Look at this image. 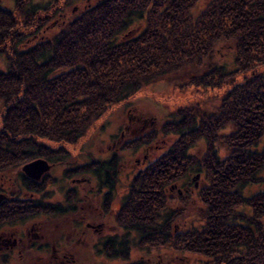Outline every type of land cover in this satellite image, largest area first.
<instances>
[{"label":"trees","instance_id":"obj_1","mask_svg":"<svg viewBox=\"0 0 264 264\" xmlns=\"http://www.w3.org/2000/svg\"><path fill=\"white\" fill-rule=\"evenodd\" d=\"M200 1L97 0L69 20L62 7L73 0L37 9L32 0H18L15 11L0 6V44L12 45L7 68H0V172L39 157L62 161L70 154L65 143L78 142L111 106L146 85L231 86L216 96L217 106L193 101L162 124V132L178 136L126 186L114 213L124 232L105 246L126 255L137 242L147 252H197L208 258L204 264H264V192L242 193L264 179V148H257L264 135V0H206L197 11ZM51 19L47 28L59 27L35 40ZM228 125L232 130L221 134ZM156 136L154 128L123 148ZM201 139L206 149L197 156L190 148ZM115 157L65 172L100 179V189L108 188L106 211L118 183ZM194 171L206 178L199 192L203 222L180 226L185 209L170 203L173 189L184 200L176 183L187 188ZM18 173L31 195L9 196L0 223L16 221L12 211L25 220L76 209L75 200L67 207L49 200L43 179Z\"/></svg>","mask_w":264,"mask_h":264},{"label":"rangeland","instance_id":"obj_2","mask_svg":"<svg viewBox=\"0 0 264 264\" xmlns=\"http://www.w3.org/2000/svg\"><path fill=\"white\" fill-rule=\"evenodd\" d=\"M26 1L29 2V0ZM96 1L73 0L66 7H62V13L69 20L83 8ZM63 2L64 0H32L31 3L33 8L37 9L38 6L42 8L57 3L63 5ZM206 2V0H201L197 4V11L203 9ZM0 6L15 11L18 0H0ZM55 19H58V15ZM61 19H59L60 22ZM52 21L53 19L47 24H42L39 36L34 38L35 40L39 39L41 35L51 34L54 29L59 27L57 24L55 27L47 28ZM136 27L139 26L136 25ZM11 46L5 47L0 44L1 69H6L8 66V58L12 52ZM242 78L239 76L238 81ZM161 86L162 84L144 86L129 99L111 106L78 142L65 143L70 152L69 156H65L62 161H50L48 171L37 180L42 181L43 179L46 182L44 191L49 195V200L55 203L62 202L64 207L69 206L70 202L73 203L75 200L76 209L66 210L60 215L54 213L25 220H19L18 212L12 211L17 214L11 216V219L15 218V220L23 222H18L15 225L2 224L0 233L9 236L14 232L11 238L22 237L26 246L21 244L1 251L0 264H133L135 262H140V264H204L208 260L205 255L197 252H178L170 248L152 249L147 252L145 249H141V245H138L137 242L133 247L130 246L131 249L126 255L127 251L121 250V254H115L116 250L109 251L105 246L109 237L118 234V240H120L124 232L115 222L114 213L126 186L138 170L166 151L178 136L175 133L162 132V124L171 119L172 113L180 106L193 101L202 100V104L208 108L217 106L221 100L216 96L223 94L226 89L231 87L226 85L221 88L206 89L190 86L186 89L177 87L162 89ZM154 128L157 129V136L151 143L143 144L138 148H123L128 141L138 139L142 134ZM231 130L232 126L228 125L221 130V134ZM257 148L259 150L264 148V135ZM205 149L206 141L201 139L190 148V152L200 156ZM219 154L224 157L226 149L220 146ZM111 157H115L114 162L118 167L116 175L118 183L110 201L111 208L106 211L104 207L108 204H106L105 191L108 188L104 186L100 189V179L91 172H72L67 175L65 172L68 168L90 162L93 159L107 160ZM22 167L18 170L23 172ZM18 170L0 172V191L6 192L8 196L28 197L31 195V191L24 184ZM259 176L264 178V168ZM205 181L203 172L194 171L189 174L187 188L184 187L185 181L176 183L184 200L178 197L173 189L175 200H171L170 203L185 209V217L179 221L180 226L185 223L201 224L203 222L198 210L202 206L199 192ZM261 192H264V179L249 182L242 187V193L247 197ZM71 198L72 200H69ZM245 211L249 212L247 208ZM34 226H42L47 230L45 229L43 235L32 238L31 228ZM182 227L185 230L188 225ZM38 232L40 233V230ZM130 237L133 241L137 240L136 233H132ZM41 245L45 249L40 248ZM62 260L64 261L61 262Z\"/></svg>","mask_w":264,"mask_h":264},{"label":"flooded vegetation","instance_id":"obj_3","mask_svg":"<svg viewBox=\"0 0 264 264\" xmlns=\"http://www.w3.org/2000/svg\"><path fill=\"white\" fill-rule=\"evenodd\" d=\"M0 192H2V191H0ZM4 194H5V197L3 198V200L0 202V215L2 214V210H3V208H5V207H8V206H10V204L8 203V202H5V201H7V199L9 198V196L7 195V193L6 192H3ZM17 222V223H16ZM18 222L19 223H21V222H23V221H19V220H16V221H12V222H5V223H0V225H2V224H10V225H15V224H18ZM40 230V233L38 232V230ZM47 230V228H43L42 226H39V227H36V226H34V227H32L31 228V236H32V238H34V237H38V236H41V235H43V232L44 231H46ZM4 233H0V252L1 251H3L4 249L5 250H7V249H9V248H11V247H14V246H19V245H23V244H25V246H26V242H24V239L22 238V237H20L19 239H17L18 237H13V238H11V236L14 234V232H12V233H10L9 234V236H7V235H3ZM43 237V236H42ZM40 248H43V245H41V247ZM43 249H45V247L43 248ZM12 251V250H11ZM54 252H55V249H54ZM41 255V254H40ZM39 255V256H40ZM67 256V255H66ZM65 256V257H66ZM65 260V259H64ZM64 260H62L61 262H63Z\"/></svg>","mask_w":264,"mask_h":264},{"label":"water","instance_id":"obj_4","mask_svg":"<svg viewBox=\"0 0 264 264\" xmlns=\"http://www.w3.org/2000/svg\"><path fill=\"white\" fill-rule=\"evenodd\" d=\"M50 168V163L47 159L39 157L26 162L22 169L25 174L34 179H39ZM5 197L3 192H0V202Z\"/></svg>","mask_w":264,"mask_h":264}]
</instances>
